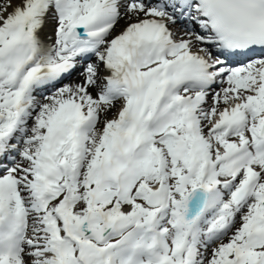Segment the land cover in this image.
Segmentation results:
<instances>
[{
    "label": "snow or ice",
    "instance_id": "6c2138e0",
    "mask_svg": "<svg viewBox=\"0 0 264 264\" xmlns=\"http://www.w3.org/2000/svg\"><path fill=\"white\" fill-rule=\"evenodd\" d=\"M0 264H264V0H0Z\"/></svg>",
    "mask_w": 264,
    "mask_h": 264
},
{
    "label": "bare ground",
    "instance_id": "6f19581e",
    "mask_svg": "<svg viewBox=\"0 0 264 264\" xmlns=\"http://www.w3.org/2000/svg\"><path fill=\"white\" fill-rule=\"evenodd\" d=\"M123 22H124V20H123ZM120 25H122V23H119V26ZM53 29H54V21L51 19V17H49L47 23L45 24L44 29L41 32V38L46 45H49L53 42V38L49 39V37H53L52 36L53 35ZM80 80H82V78L79 77L75 81H80ZM72 82H74V81H72ZM111 115H113V114L109 113V118H111L110 117Z\"/></svg>",
    "mask_w": 264,
    "mask_h": 264
}]
</instances>
